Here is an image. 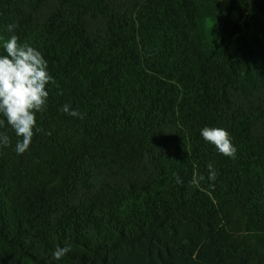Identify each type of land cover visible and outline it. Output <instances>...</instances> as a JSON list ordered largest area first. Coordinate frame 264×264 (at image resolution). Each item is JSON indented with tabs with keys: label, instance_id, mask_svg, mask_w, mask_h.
Masks as SVG:
<instances>
[{
	"label": "trees",
	"instance_id": "obj_1",
	"mask_svg": "<svg viewBox=\"0 0 264 264\" xmlns=\"http://www.w3.org/2000/svg\"><path fill=\"white\" fill-rule=\"evenodd\" d=\"M13 34L54 83L23 154L0 115V264H264V0H0Z\"/></svg>",
	"mask_w": 264,
	"mask_h": 264
},
{
	"label": "clouds",
	"instance_id": "obj_2",
	"mask_svg": "<svg viewBox=\"0 0 264 264\" xmlns=\"http://www.w3.org/2000/svg\"><path fill=\"white\" fill-rule=\"evenodd\" d=\"M14 27L15 25L9 24L7 30L13 32ZM2 47L5 54H0V115L6 119L16 136L22 138L16 144V151L23 154L31 144L34 129L40 131L37 128L36 113L45 109L49 96L47 86L50 82L54 83V80L48 72V63L42 53L26 43L21 44L16 35L4 40ZM62 111L83 119L79 111H70L68 105H64ZM4 123L5 120H0V125ZM201 135L219 153L234 158L236 147L226 129L204 127ZM9 144L10 138L0 133V145ZM208 167L209 179L214 180L216 173L211 164ZM176 182L182 183V180L178 177ZM196 182L197 178L194 177L193 183ZM70 250L71 246L67 244L65 247L57 246L52 256L59 260Z\"/></svg>",
	"mask_w": 264,
	"mask_h": 264
}]
</instances>
